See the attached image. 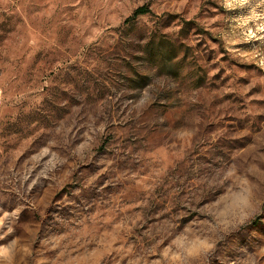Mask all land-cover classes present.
<instances>
[{"label":"rangeland","instance_id":"obj_1","mask_svg":"<svg viewBox=\"0 0 264 264\" xmlns=\"http://www.w3.org/2000/svg\"><path fill=\"white\" fill-rule=\"evenodd\" d=\"M223 11L217 0H0V209H21L13 235L54 257L41 244L51 213L74 214L85 264L159 258L156 227L187 214L195 162L240 154L264 129V68L224 47L211 23ZM149 85L155 102L129 116L117 95ZM236 249V264H264V212L219 264Z\"/></svg>","mask_w":264,"mask_h":264},{"label":"clouds","instance_id":"obj_2","mask_svg":"<svg viewBox=\"0 0 264 264\" xmlns=\"http://www.w3.org/2000/svg\"><path fill=\"white\" fill-rule=\"evenodd\" d=\"M217 2L224 11L211 23L220 21L217 31L224 47L246 58L260 57L259 66L264 68V0ZM245 45L250 51L243 48ZM155 99L152 85L134 99L121 100L117 95L128 115L136 118ZM248 135L246 151L231 155L214 151L207 159L195 162L191 171L197 182L182 201L187 214L159 220L155 246L160 251L153 264H219L218 254L233 234L264 212V129ZM20 211L0 209V241H5L0 243V264H85L88 257L86 251L80 253L85 245L77 215L51 213L41 238L46 250L55 253L48 258L33 249L32 243H22L21 236L13 235L16 229L12 225ZM241 255V249H236L230 264H236Z\"/></svg>","mask_w":264,"mask_h":264},{"label":"trees","instance_id":"obj_3","mask_svg":"<svg viewBox=\"0 0 264 264\" xmlns=\"http://www.w3.org/2000/svg\"><path fill=\"white\" fill-rule=\"evenodd\" d=\"M141 11H144V9L140 8V9L137 10V12H141Z\"/></svg>","mask_w":264,"mask_h":264}]
</instances>
